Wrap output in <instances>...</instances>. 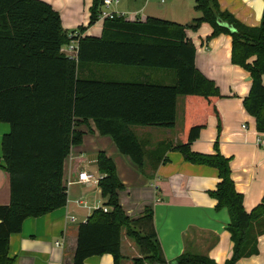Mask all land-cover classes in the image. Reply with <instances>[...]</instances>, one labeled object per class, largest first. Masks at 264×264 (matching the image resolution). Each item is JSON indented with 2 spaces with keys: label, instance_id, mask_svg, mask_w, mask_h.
<instances>
[{
  "label": "trees",
  "instance_id": "16d2710c",
  "mask_svg": "<svg viewBox=\"0 0 264 264\" xmlns=\"http://www.w3.org/2000/svg\"><path fill=\"white\" fill-rule=\"evenodd\" d=\"M103 2L93 0L89 26L100 19ZM194 8L200 15L192 24L152 16L145 20L107 17L101 36L79 38L78 59L74 60L62 52L73 37L64 30L59 11L50 3L0 0V122L10 125L2 138V152L11 192L10 203L0 205V264H15L10 237L21 232L25 219L67 204L64 162L72 146L83 141L79 121L90 119L101 134L113 137L119 150L147 177L148 159L156 169L168 160L166 153L171 150L179 151L188 162L216 168L219 181L209 194L218 209L229 210L227 230L234 243L233 254L218 263L199 251L187 232L186 249L168 261L152 208L147 207L138 218L127 215L120 203V191L125 186L114 160L101 151L97 157L102 175L98 186L107 201L80 223L73 264H85L87 258L107 253L119 264L123 227L142 252L133 264H236L259 253L264 196L251 211L246 210L244 195L232 178L231 158L219 149L222 126L216 102L222 95L216 82L197 67V48L187 29L197 30L207 22L213 27L208 40L222 33L232 36V62L247 70L252 79L244 106L263 133L264 10L260 25L248 26L222 10L218 0H196ZM95 66L168 70L174 73V82L112 80L97 76L92 69ZM180 96L185 99L182 142L163 140L147 149L132 126L175 127ZM209 115L218 117L215 152L194 151L192 143L207 125Z\"/></svg>",
  "mask_w": 264,
  "mask_h": 264
},
{
  "label": "crops",
  "instance_id": "0c3cea01",
  "mask_svg": "<svg viewBox=\"0 0 264 264\" xmlns=\"http://www.w3.org/2000/svg\"><path fill=\"white\" fill-rule=\"evenodd\" d=\"M43 1L59 11L63 28L69 36L76 32L81 36H101L105 18L89 26L93 0ZM149 2L150 0H129L125 4L128 7L124 5L110 9L111 5L106 9L137 14L142 20L150 16L163 17L150 10ZM218 2L222 10L231 12L242 23L248 26L260 25L264 0ZM177 3L179 7L189 11L183 7L184 0H177ZM174 13L171 12L176 17L177 14ZM174 17L168 20L182 23ZM81 27H85L82 32L79 31ZM212 31L213 27L204 22L197 30L187 29V34L197 48V67L214 80L220 89L222 96L216 103L222 127L219 135L218 117L209 115L207 125L192 143V149L214 153V144L219 135V149L222 154L231 158L232 178L236 189L244 195L246 210L251 211L264 196V132L257 130L256 118L244 106L252 79L247 70L232 62V36L222 33L208 40ZM64 49L65 45L62 52ZM92 69L97 76L102 74L108 77L122 71L128 80L152 79L167 82L172 76L170 71L161 69L126 67L121 70L119 67L97 66ZM178 101L177 117L179 113L183 116V126L179 131L175 127L132 126L135 134L147 143V149L163 140H172L174 144L182 142L185 99L183 97L182 112ZM78 129L84 132L83 141L72 146L64 162L63 183L67 187L68 202L64 207L48 214L25 219L21 232L11 235L10 255L15 257V264H73L80 223L86 221L96 207L107 201L98 185L76 182L82 170L101 175L97 167V157L101 151L114 160L118 176L125 186L120 191V203L127 215L133 219L138 218L147 207L152 208L158 238L168 261L186 249L187 232H190V238L197 249L218 263H224L231 257L234 243L227 230L229 210L218 209L217 201L209 194L219 181L216 168L188 162L179 151L171 150L166 153L168 160L159 163L156 169L148 159L145 168L149 174L147 177L129 155L119 150L112 136L99 132L92 119L87 122L79 121ZM9 131V123L0 122V205L9 204L11 200L10 175L5 168L2 152V138ZM78 199L83 200L84 204H78ZM71 216L75 217L74 221ZM57 241L59 244H56ZM121 253L123 258L119 264H133L135 258L142 257L140 247L129 236L126 227L122 229ZM85 264L116 263L113 255L107 253L91 256L86 259ZM236 264H264V234L259 238V253L242 258Z\"/></svg>",
  "mask_w": 264,
  "mask_h": 264
},
{
  "label": "rangeland",
  "instance_id": "374dc122",
  "mask_svg": "<svg viewBox=\"0 0 264 264\" xmlns=\"http://www.w3.org/2000/svg\"><path fill=\"white\" fill-rule=\"evenodd\" d=\"M129 0H120V2L115 5L113 4L110 9H113V8H116V6H121L123 7L125 4H128ZM195 3H196V0H184V3H183V7L189 9V11H185L182 7H179L178 6V3H177V0H167L166 3H160L159 1L157 0H150L149 2V8L150 10H153L154 13H157V14H160V15H163V17H159V18H162V19H171L172 17V13H174V15H176V19H180L181 22L183 24H192L193 21H194V16H198L199 13L195 10L194 6H195ZM125 7H128L125 5ZM130 14L127 15V17H129ZM115 67H119L121 68V70H124V68H126L125 66H115ZM172 73V76H173V79H172V76L171 78H169V81L167 82H163V81H159L160 83H166V84H169V83H172L174 81V73L172 71H170ZM104 77H107L109 79H112V80H120V81H127L128 79L125 78L126 76L122 74V71L121 72H116V74H113V76H104ZM178 104H179V110H181V107H182V104H183V97L180 96L179 97V101H178ZM182 112V110H181ZM183 126V116H182V113H179L178 114V117H177V121H176V126H175V130L176 131H179V129H181ZM137 128H142V127H135V129ZM98 176V175H97ZM103 206V205H102Z\"/></svg>",
  "mask_w": 264,
  "mask_h": 264
},
{
  "label": "built area",
  "instance_id": "2783aa9c",
  "mask_svg": "<svg viewBox=\"0 0 264 264\" xmlns=\"http://www.w3.org/2000/svg\"><path fill=\"white\" fill-rule=\"evenodd\" d=\"M120 0H104L103 2V10L101 13V18H107V17H113L114 15H118V16H124L126 18L127 17V13L126 12H118V11H112V10H107L106 8H109L111 5L113 4H118ZM160 3H166L167 0H157ZM139 17H137V14H131L129 16L128 19L131 20H135L138 19ZM71 38L73 37V39H71V42L65 45V49L64 52L67 55V57H69L70 59H74L77 60L78 59V50H79V38L81 37V35L76 32L74 34H72L70 36ZM102 177V175L97 176L89 171L86 170H82L79 172L78 175V179L76 182L79 183H83V184H87V185H98L99 184V180ZM78 204H84L83 200L78 199L77 200ZM98 207H102V206H98ZM96 207V208H98ZM105 211L108 210L107 207H103ZM71 220H75L74 216H71ZM56 244H59V241L56 242Z\"/></svg>",
  "mask_w": 264,
  "mask_h": 264
},
{
  "label": "water",
  "instance_id": "95a60500",
  "mask_svg": "<svg viewBox=\"0 0 264 264\" xmlns=\"http://www.w3.org/2000/svg\"><path fill=\"white\" fill-rule=\"evenodd\" d=\"M221 22V21H220ZM222 23V22H221ZM232 30H235L233 27H232Z\"/></svg>",
  "mask_w": 264,
  "mask_h": 264
}]
</instances>
